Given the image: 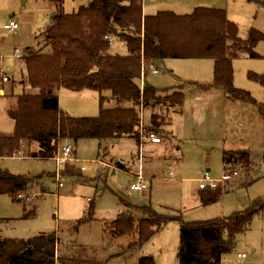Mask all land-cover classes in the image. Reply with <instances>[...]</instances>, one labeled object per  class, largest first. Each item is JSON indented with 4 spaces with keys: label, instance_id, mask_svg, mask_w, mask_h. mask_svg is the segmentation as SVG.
Masks as SVG:
<instances>
[{
    "label": "rangeland",
    "instance_id": "374dc122",
    "mask_svg": "<svg viewBox=\"0 0 264 264\" xmlns=\"http://www.w3.org/2000/svg\"><path fill=\"white\" fill-rule=\"evenodd\" d=\"M89 1L65 0L64 10L76 11L81 4ZM152 1L157 3L156 8L146 6V12L159 7L158 9L186 13L193 11L198 5L225 7L230 2V18L238 20L242 37L248 35L251 26L264 31V5L256 1L248 4L234 0ZM54 11L53 0H0V17L10 18L14 15L21 25L16 32L10 33L0 28V74L10 77V81H0V132H13L15 129V121L8 109L16 106V94L39 90L24 81L26 63L23 57L16 55V48L25 50L29 46H45L46 50H50V46L44 45L45 36L41 32L51 23ZM113 38L112 51L126 53L124 41L114 36ZM256 49L264 55V40L258 43ZM156 63L160 73L149 71L150 65L147 64L150 62L145 64L148 81L159 88H168L166 92L172 93L182 88L185 91L184 102L166 103L157 108L155 105L144 106L141 117L143 113L146 126L151 122L154 111H158L164 123L173 116L171 126L163 125L165 130L171 128L174 135L167 136L165 141L154 148V153H162L167 148V157L170 156L168 159L166 156L155 159L156 169H160L156 173L161 176L169 168L173 169L177 176L185 178L181 180V186L190 197L181 204L177 193L170 195L173 199L171 202H166L169 198L163 194L154 195L153 206L161 212L181 213L186 220L228 215L247 209L258 196L264 195V116L258 111L255 119H249L245 111L240 120L222 116L225 105L219 100L218 103H212L207 98L205 87L192 81L206 83L213 80L215 61L212 57H167L158 58ZM257 71L264 72V58L241 54L234 59L235 84L250 90L259 102H264V84L250 77L252 72ZM180 83L184 85L181 86ZM2 88L6 92H2ZM104 93L110 94V91L105 90ZM59 95L61 107L74 115L97 114L101 103L107 107L116 104L111 97L102 102L99 90L90 87L80 91L62 87ZM234 125L237 127L235 130ZM170 133L172 132H168ZM146 138L144 136L142 139V150ZM81 139L78 143L71 139L74 147L78 148V153L71 155L63 163H59L54 157L38 158L28 154L0 157V166L34 177L27 195L32 198L29 206L35 208L30 216L24 217V202L14 200L9 193H2L0 217L3 219L0 221V231L12 237H31L41 231L55 232L60 254L74 252L80 247L77 241H86L89 246L84 247L88 254L98 258L97 264H136L143 254H153L156 264H179V219H173L161 227L144 246L135 250H128L127 246L133 233L113 235L109 230L105 231L103 222L112 215L110 206L120 196L139 203L149 202L150 199L144 190H130L132 176L126 171H109L111 164L97 162L96 139ZM124 147L122 141L117 143L114 149H110L109 157L119 162L121 155L126 156ZM34 148H37V144H34ZM243 148L250 150L252 161L238 157L239 164L234 166L237 174L222 180L226 170L225 149ZM138 149V146H134L132 151L137 153ZM128 161L127 169L130 166L138 167L137 160ZM82 166L85 168L82 169ZM207 171L213 180L219 181L218 185L222 182L225 191L220 200L204 206L199 205L192 194L201 197L199 186ZM57 174H60L63 181V186L59 189ZM109 185L114 186L118 193ZM116 214L118 215L115 202L114 215ZM82 216L92 217L79 224L78 220ZM238 252L248 254L243 264H264V210L257 213L251 226L237 236L234 249L224 255L222 264H237ZM58 264L64 263L59 261Z\"/></svg>",
    "mask_w": 264,
    "mask_h": 264
},
{
    "label": "trees",
    "instance_id": "16d2710c",
    "mask_svg": "<svg viewBox=\"0 0 264 264\" xmlns=\"http://www.w3.org/2000/svg\"><path fill=\"white\" fill-rule=\"evenodd\" d=\"M53 1L52 21L41 32L45 36L44 45L51 49L30 46L22 56L27 68L24 81L39 90L16 94V106L8 109L15 129L0 132V157L26 155L24 142L33 140L42 144L41 150L28 154L40 157L56 156L67 139L131 136L139 141L144 106L183 103L185 98L182 88L166 92L168 88H159L147 78L142 87L143 61L156 58H214V85L257 103L264 113V102L234 82L236 57L241 54L264 57L256 49L264 40V31L251 26L248 35L242 37L238 22L229 17L225 7L198 5L186 13L161 9L145 14L141 0H90L78 10L67 12L65 0ZM253 1L264 5V0ZM108 35L122 39L127 52H113ZM250 77L264 84V72H252ZM62 87L94 88L99 90L102 102L111 97L116 104L107 107L101 103L97 114L74 115L60 105ZM105 90L110 94L104 93ZM163 124L164 119L153 114L145 129L163 133ZM238 157L252 161L248 148L226 149L227 170H233ZM33 180L30 174L0 166V195L9 193L14 200L23 201L24 217L30 216L35 208L20 194H29ZM224 191L222 182L216 187H205L202 203L220 200ZM120 203L118 217L106 223L105 230L113 235L133 233L128 250L140 249L161 227L179 219V264H222L224 255L234 249L237 236L264 210V195L258 196L247 209L192 220L184 219L181 214L161 212L151 204H134L122 196ZM91 217H81L78 223ZM78 246L74 252L60 254L55 232L41 231L31 237H12L0 232V264L98 263L96 256L88 254L86 245ZM136 264H156V258L153 254H143Z\"/></svg>",
    "mask_w": 264,
    "mask_h": 264
},
{
    "label": "crops",
    "instance_id": "0c3cea01",
    "mask_svg": "<svg viewBox=\"0 0 264 264\" xmlns=\"http://www.w3.org/2000/svg\"><path fill=\"white\" fill-rule=\"evenodd\" d=\"M234 1H242V2H245L246 4H248L250 1H253V0H234ZM148 2H147L148 4H146L147 7L156 8V6H157L156 2H154L152 0H149ZM146 6H145V8H146ZM145 8H144V13L145 14H147V13H156L157 11L161 10V9H158L159 7H157V9H156L157 11L154 10V11L146 12ZM225 8L227 9L228 15L230 17L231 14H232L231 10H230V2L225 4ZM53 15H54V13H53ZM12 17L15 18L14 15H12ZM10 18L0 17V28L4 29L2 24L5 21L9 20ZM234 20L238 21L236 18H234ZM20 26H19V28H20ZM18 29H16L13 32H16ZM8 32L10 33L12 31H8ZM18 57H22V56H18ZM262 58H264V57H262ZM157 59L158 58L152 59L151 61H149L150 64H147L148 66L150 65L149 71H153L155 73H160L158 65H156L157 64L156 63ZM147 75H148V73L144 77H142L143 84H144V82H145V80L147 78ZM213 80H214V78H213ZM213 80L212 81H207L206 83H203V82H201L199 80H192V81L196 82L199 86L205 87L204 91H205V93H207V98L212 103H218V100H219L225 105L224 109H223V115H222L223 117H225V118H231L232 117V119H234V120H240L241 117H242V113H244V111H245V115H247L249 119H255L256 118L255 113L257 111L259 113H261L262 116H264V113L260 110L259 105L257 103L250 104L248 101H246V100H244L242 98H239V97H236L234 95H231L230 93H228L226 91L225 88L214 85ZM0 81H2V80H0ZM14 81L15 80L13 79L12 82L14 83ZM179 85L183 86L184 83H180ZM221 89H223V91ZM70 90H73V89H70ZM78 91H80V90H78ZM2 92H6V91H4V89L2 88ZM214 99H217V100H214ZM158 106H165V104L164 103H160V104L155 105L156 108ZM153 114H158V111H154ZM172 118H173V116H171V118H169V120L167 119V123H164V125L169 124L171 126L172 125ZM233 128L235 130L237 127H235V125H234ZM170 129L165 130V132L162 131L163 133H160V134H163V139L161 141H154L149 136H147V138L144 141V145H143L144 149L143 150L141 149V146H142L143 142L141 140L138 141L137 138L131 137V136L109 137V138H103V139H100V138H97V137H90V138H83V139H96L98 141V143H96L97 147H98V156H97V160L98 161L97 162L98 163H102L103 165L111 164L110 167L108 168L109 171H110V169H113V172H115L118 169L124 170V171H126L128 173V175L132 176V178H131L132 182L135 179L138 180L139 177H140V174L143 176V179H140V180L144 181V186L142 188H140V189H134V188H132L130 186V190H135V191L144 190L145 192H147L146 195L150 199V201L146 202V203H139V202H136V201H134L132 199L131 200L128 199L132 203L138 204V205L151 204L153 206L155 204V203H152L153 202L152 198H153L154 195L163 194L167 198H169V200H167L166 202H171L173 199H172V197L170 195H172L173 193H177V194H179V197L177 199L179 201H181V204H184L186 201H188V199L190 197V194H187V195L185 194L186 191L181 186V180H185V178L181 179L179 176L176 175L174 170L171 169V168H169L167 173H164V175L160 176V175H157V173H156V172H159L160 169H156V166H155V161L156 160L155 159H157V158H159L161 156H166V158L168 159L170 156L167 157V153L169 152V149L166 148L165 150L162 151V153H160L158 151H156V153H154V148H155V146H157L160 143H162L163 141H165L167 136H169L171 134L174 135V132L172 131V129L171 130ZM168 132H172V133L168 134ZM170 139H172V138L170 137ZM81 140L82 139H79L76 142L78 143ZM146 140H147V144H146ZM121 141H122L123 146H125L124 150L127 153H126V156L125 155H121L120 156V161L118 162V161H115V160H113V159H111L109 157V152H110V149H114L115 145L117 143L121 142ZM34 144H37V148H34ZM41 146H42V144L39 141H36V140L27 141V142L25 141L24 142V148L26 149V151H24L23 153H27L28 154V153H30L32 151H40L41 150ZM134 146H138V148H139L138 149L139 151L137 153L132 151ZM166 147H168V145H166ZM152 149H153V151L151 152ZM59 151H60V149H59ZM76 153H78V148L75 147V151H74L73 154H76ZM30 156L31 157H38V158H49V157H40V156H35V155L32 156L31 154H30ZM52 157L56 158V156H52ZM70 157L67 158V159L60 160V161L58 160V161H59V163H63L65 161L69 160ZM77 159H79V158H77ZM128 160H135V161L137 160L139 162L138 167L135 168L133 166H130L129 169H127V166H128L127 163L130 162ZM236 162L234 164H236ZM225 163H226V161H225ZM84 168H85V166H82V169H84ZM226 168H227V165H225V169ZM96 172H98V170H96ZM58 176H60V174H57V186H58ZM59 180H61V177H60ZM61 186H63V185H61ZM61 186H58V189ZM109 186H111V185H109ZM111 187L113 188V191L118 193V190L115 189L114 186H111ZM203 189L204 188L199 186V190L202 191ZM194 197H196L195 199H197V203L199 205L206 206V204L202 203L201 197L194 196V194H192V198H194ZM115 202H116L117 212H118V215H119V212H120V210L122 208L121 203H120V198L118 199V201L116 200ZM115 202L110 206L112 215L109 216V217H106L104 222L102 221L104 229H105L106 223H109L112 220H114L116 217H118L117 214L114 215V204H115ZM176 214H181V213H176ZM82 217H84V216H82ZM0 218H2V217H0ZM0 232L2 233V231H0ZM77 242L81 243L83 245L89 246V245H87L86 241H80V242L77 241ZM247 256H248V254H247ZM245 258H244V260H245Z\"/></svg>",
    "mask_w": 264,
    "mask_h": 264
},
{
    "label": "built area",
    "instance_id": "2783aa9c",
    "mask_svg": "<svg viewBox=\"0 0 264 264\" xmlns=\"http://www.w3.org/2000/svg\"><path fill=\"white\" fill-rule=\"evenodd\" d=\"M149 0H141L143 8H145L147 2ZM2 26L4 27V29L8 30V31H15L16 29L19 28L20 26V22L14 18L11 17L9 20L5 21ZM142 35L144 36V26L142 27ZM110 40V42H112L114 40L113 36L108 35L107 36ZM25 50H22L20 48H16V55L18 56H23ZM145 61H143V73H142V77H144L145 74ZM0 80L7 82L10 81V77L5 75V74H0ZM142 87H143V82H142ZM144 136H149L151 139H153L154 141H161L163 139V134L157 133L155 131H147L145 129V125H144V120H143V113H142V117H141V123H140V140L142 141ZM73 141L71 139H67L66 142L64 143V145L62 146L61 150L57 153L56 158L57 160H64L69 158L75 151V147L74 144H72ZM239 164V163H237ZM233 174H237V169L233 168V170H226L225 174L223 176L222 180H226L229 179ZM60 176H58V186L63 185V181L59 180ZM143 179V176L140 174L139 179H135L132 184L131 187L134 189H140L144 186V181L140 180ZM221 180V181H222ZM219 181L213 180L208 171L205 173L204 177L202 178V181L200 182V186L202 188H205L207 186H212V187H216L218 186ZM20 196H24L22 194H20ZM31 195H25V200L30 201ZM247 256L246 252H238L237 255V259H236V263L237 264H243L244 258Z\"/></svg>",
    "mask_w": 264,
    "mask_h": 264
}]
</instances>
